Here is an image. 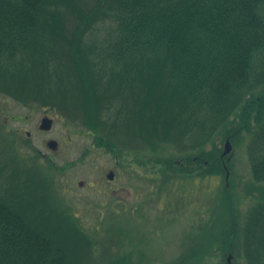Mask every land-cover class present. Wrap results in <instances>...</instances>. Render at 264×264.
Returning <instances> with one entry per match:
<instances>
[{
    "label": "trees",
    "instance_id": "16d2710c",
    "mask_svg": "<svg viewBox=\"0 0 264 264\" xmlns=\"http://www.w3.org/2000/svg\"><path fill=\"white\" fill-rule=\"evenodd\" d=\"M80 1L0 0V94L58 106L91 125L100 143H107L101 135L107 131L119 140L125 132L126 144H178L191 136L189 154L146 152L162 164L160 191L168 178L219 175L227 161L214 136L226 133L233 142L255 130L260 145L251 153V173L264 184V73L257 72L264 57V0H94V8H81ZM3 126L8 156H0V264H82L101 245L60 202L52 176L18 160L8 139L18 130ZM130 131L137 140L128 138ZM209 142L214 148H206ZM229 200L224 196L225 213L214 207L224 223L210 241L203 234L197 239L189 222L185 247L179 242L182 254H153L147 264H209L214 250L219 257L233 253ZM110 215L100 219L105 231L121 222L112 215L117 220L108 224ZM263 224L244 229L249 264H264ZM129 236L121 245L130 242L138 255L132 246L138 240V261L115 258L111 264H142L144 238Z\"/></svg>",
    "mask_w": 264,
    "mask_h": 264
},
{
    "label": "rangeland",
    "instance_id": "374dc122",
    "mask_svg": "<svg viewBox=\"0 0 264 264\" xmlns=\"http://www.w3.org/2000/svg\"><path fill=\"white\" fill-rule=\"evenodd\" d=\"M79 5L81 8H94L96 1L81 0ZM259 62L262 64L257 72L264 73V57ZM257 83L256 81L253 86H258ZM114 104L116 107L119 105L117 102ZM46 114L55 120L51 131L39 129L41 118ZM126 121L130 123V117L126 118ZM4 124L18 130L16 133H8V139L16 150L18 160L29 167H42L45 173L52 176L53 188L62 200L60 202L75 213L80 224L87 232H91L92 237L101 245L94 250V255L83 256L86 259L82 264H111L110 261L115 258V261H138V240L132 241L138 255L132 253L130 242L121 245L129 234L132 239L139 238L140 235L144 238L140 246L146 248L148 253L141 257L142 264L150 263L153 254L174 250L181 255L183 250L179 242L185 244L184 236L189 222L193 225L192 230L198 233L197 239L203 234L206 235L205 241H210L215 236L219 226L222 228L224 220L222 221V215L214 210V207L223 205L224 196L230 199L228 205L231 208L227 217L231 220V237L235 239L232 245L233 253L227 252L225 256L219 257L214 250L215 256L207 260L209 264H224L222 259H231V264H249L243 253L245 249H242L246 246L244 229L248 227L249 231H255L261 227L264 220V184L253 181L250 166L254 146L256 144L258 148L260 145L255 130H244L235 136L234 141H231L232 151L225 156L228 163L224 165L226 170H222L219 175L168 178L169 189L164 186L160 191V186L165 180L160 173L162 164L156 163L153 156L147 159L146 152L150 151V155L153 152H175L177 156L186 152L189 154L193 145L191 136L186 135L188 139H183L177 142L178 144L168 140H157L153 145L148 142L126 144L123 140L126 138L125 132H121L119 140L107 131V134L101 133L107 143H100L91 125L68 118L58 106H46L38 102L25 104L12 96L0 94V136L5 135ZM226 135L225 133L224 137L218 133L214 136L221 148L220 153L224 151ZM136 137L133 131L128 138L137 140ZM50 139L59 141L58 151L49 148L47 142ZM112 140L113 143L129 149L120 151ZM5 145L6 142L0 141V156L4 155L7 159V152H2ZM212 146V142H209L206 148L211 149ZM155 148L157 149L154 150ZM139 149H142L140 155L137 153ZM198 152V148L195 149L194 153ZM3 162L4 160L0 161V164ZM111 169L117 173L115 181H109L106 177ZM228 170L230 172L227 177ZM81 181L85 183L80 186ZM112 207H115V210L109 211ZM219 211L225 213L224 207ZM108 212L117 215L116 218L121 222L112 224V220L117 219H112L115 216L110 215L107 223L111 224L105 231L100 219L106 217ZM217 216L221 221L213 223ZM252 217L255 219L252 220ZM123 225L126 231L122 228ZM201 225L202 229H198ZM221 233L222 231H219L218 235ZM216 245H220L219 240Z\"/></svg>",
    "mask_w": 264,
    "mask_h": 264
},
{
    "label": "water",
    "instance_id": "95a60500",
    "mask_svg": "<svg viewBox=\"0 0 264 264\" xmlns=\"http://www.w3.org/2000/svg\"><path fill=\"white\" fill-rule=\"evenodd\" d=\"M53 124H54V118H52L49 115H45L42 118V120H41L40 128L42 130H51L53 128ZM48 146H50L51 148L57 150L59 148V141L56 140V139H51L48 142ZM231 151H232L231 139L230 138H227V140L225 142V148H224V151H223V156L231 153ZM228 175H229V172H228ZM108 177L111 178V179H113L114 178V173L111 172L108 175ZM80 184H82V182H80Z\"/></svg>",
    "mask_w": 264,
    "mask_h": 264
},
{
    "label": "flooded vegetation",
    "instance_id": "af4514ba",
    "mask_svg": "<svg viewBox=\"0 0 264 264\" xmlns=\"http://www.w3.org/2000/svg\"><path fill=\"white\" fill-rule=\"evenodd\" d=\"M110 172H114V174H115V179H114V180H109V179H108V180H109V181H115V180H116V174H117L116 171L113 170V169H111ZM110 172L107 173V176H108V174H109ZM107 176H106V177H107Z\"/></svg>",
    "mask_w": 264,
    "mask_h": 264
}]
</instances>
